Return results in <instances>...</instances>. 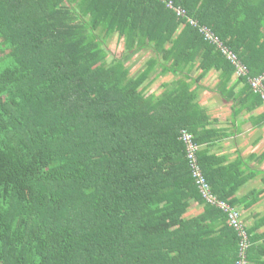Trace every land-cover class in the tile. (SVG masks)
<instances>
[{
    "label": "trees",
    "instance_id": "1",
    "mask_svg": "<svg viewBox=\"0 0 264 264\" xmlns=\"http://www.w3.org/2000/svg\"><path fill=\"white\" fill-rule=\"evenodd\" d=\"M147 49L132 74L126 61ZM0 63V264H237L239 236L203 197L182 136L212 192L239 207L242 162L204 147L222 135L194 85L215 69L223 95L236 74L242 99L264 101L251 83L264 75V0H0ZM194 202L203 212L188 216ZM248 230L249 264L262 263Z\"/></svg>",
    "mask_w": 264,
    "mask_h": 264
},
{
    "label": "crops",
    "instance_id": "2",
    "mask_svg": "<svg viewBox=\"0 0 264 264\" xmlns=\"http://www.w3.org/2000/svg\"><path fill=\"white\" fill-rule=\"evenodd\" d=\"M146 51L143 53L144 56L146 54L145 57L140 55L142 51L135 53L134 58L127 60L126 64L133 67L132 61L138 59L139 63H148L151 56ZM200 72L195 70L194 76H198ZM177 78L173 73L157 78L149 85L147 94H160L165 83ZM218 81L219 72L213 69L194 85L200 87L195 102L209 115L208 128L217 130L222 135L221 139L204 147L210 153L224 157L225 165L237 160L242 162L241 178L244 177L246 181L237 191V197L241 199L239 208L252 235L258 237L254 254L262 262L258 264H264V101L260 102L258 96L242 99L245 84L236 74L229 81L225 95L218 90ZM231 86L235 87L234 93L228 91ZM203 209L202 205L194 202L188 216H197Z\"/></svg>",
    "mask_w": 264,
    "mask_h": 264
},
{
    "label": "built area",
    "instance_id": "3",
    "mask_svg": "<svg viewBox=\"0 0 264 264\" xmlns=\"http://www.w3.org/2000/svg\"><path fill=\"white\" fill-rule=\"evenodd\" d=\"M167 6L169 8L175 9V12L178 15H183L185 10L182 8H177L174 6L173 1H168ZM191 23L196 25L197 22L191 19ZM200 31L203 35H205V39L215 45L219 50H221L228 58H230L235 64L238 65V74L245 75L246 70L245 68L238 63L237 57L226 48L222 41L207 27H201ZM252 85L256 88L258 92H260L264 99V75L256 77L251 81ZM182 139L187 145L188 148V157L189 163L193 170V176L196 178L198 184L200 185L201 192L205 200L210 203L216 205L220 208L223 212H225L228 216V222L231 227H233L238 236H239V260L237 264H249L248 261V253L252 246V241L249 234V227L247 223L243 219L242 211L239 207H235L228 203L227 201L219 199L211 189L210 184L205 179L199 163L195 157V151L197 150L198 146L194 144V135L190 132L184 131Z\"/></svg>",
    "mask_w": 264,
    "mask_h": 264
},
{
    "label": "rangeland",
    "instance_id": "4",
    "mask_svg": "<svg viewBox=\"0 0 264 264\" xmlns=\"http://www.w3.org/2000/svg\"><path fill=\"white\" fill-rule=\"evenodd\" d=\"M109 48L112 52L111 53L112 58L113 57H116V58L122 57V54L125 51L124 42H123L122 38H119L118 34L117 35L115 34L112 38L109 39ZM141 53H140V55H142V57L146 56V54H145V56L143 55L144 51H142ZM146 53H147V55H150V56L152 55V51L149 49H147ZM132 58H134V56ZM128 64H130V63H128ZM131 64H133V67L131 69L132 74H136L139 71V69L142 70L146 66L145 65L146 63H144V62L139 63V59L136 60L135 62L132 61ZM3 68H4L3 64L0 63V71Z\"/></svg>",
    "mask_w": 264,
    "mask_h": 264
},
{
    "label": "bare ground",
    "instance_id": "5",
    "mask_svg": "<svg viewBox=\"0 0 264 264\" xmlns=\"http://www.w3.org/2000/svg\"><path fill=\"white\" fill-rule=\"evenodd\" d=\"M201 193V192H200ZM252 232V231H251Z\"/></svg>",
    "mask_w": 264,
    "mask_h": 264
}]
</instances>
